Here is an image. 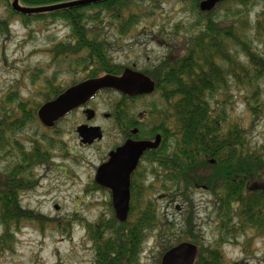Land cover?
<instances>
[{
    "label": "trees",
    "instance_id": "1",
    "mask_svg": "<svg viewBox=\"0 0 264 264\" xmlns=\"http://www.w3.org/2000/svg\"><path fill=\"white\" fill-rule=\"evenodd\" d=\"M5 1L11 17L23 23L45 17L66 22L72 30V39L52 51L54 59L75 60L78 69L93 68L91 74L98 77L104 74L118 76L124 69L115 65L108 55L110 44L103 39L104 18L109 19L117 39L123 40L147 17L140 9L142 3L158 6L164 0H106L37 15L17 13L12 8L14 0ZM74 1L79 0H20V4L39 8ZM182 1L190 3V10L196 14L195 23L190 27L178 26L175 32L166 28L158 31V43L166 48L167 55L154 74L147 69L144 72L157 80L166 114H170L163 120L164 130L168 132L165 139L174 142L171 154L165 152L156 156L168 164V170L172 169L173 172L167 173L168 181L178 183L185 200L188 201L189 194L201 185L211 190L218 199L217 221L222 223L226 233L230 232L233 237L234 230H251L263 238L264 152L253 146L252 134L264 117V57L254 48L251 32L255 31L257 37L264 36V0H227L208 13L200 9L205 0ZM255 1L263 8L251 25L249 15ZM220 12H225L226 17ZM7 30V23L0 21V33ZM236 89L238 97L232 95ZM58 94L54 92V97ZM52 95L44 102H50ZM238 101L244 104L250 122L234 118L232 111ZM19 108L25 114L11 123L6 114L0 115V145L4 141L1 134L6 129L23 128L28 119L32 120L33 115L27 114L24 103ZM47 160L46 150L36 142L14 172L18 173L24 164L27 167L24 166L23 171H26ZM9 179L6 189L0 188V204L18 203L19 184L15 178ZM134 198L135 195L126 223L118 222L111 210L113 218L109 221L101 218L87 226L97 264H137L148 231L160 224L152 206L149 204L145 210L137 211ZM9 223L18 225L20 222L7 209H1L0 224ZM187 224L191 230L189 220ZM4 239L5 243L10 242L8 236ZM249 251L247 245L246 253ZM224 262L218 248L202 247L196 264Z\"/></svg>",
    "mask_w": 264,
    "mask_h": 264
},
{
    "label": "rangeland",
    "instance_id": "2",
    "mask_svg": "<svg viewBox=\"0 0 264 264\" xmlns=\"http://www.w3.org/2000/svg\"><path fill=\"white\" fill-rule=\"evenodd\" d=\"M253 5L249 15L251 25L263 8L257 1ZM140 9L147 17L123 40L117 39L109 19L104 18L103 39L110 44L108 55L115 65L124 69L135 65L137 71L143 72L150 65H159L167 55L166 48L158 43V31L190 27L195 23L196 14L190 10V3L182 0H164L158 6L145 2ZM220 15L226 17L227 14L220 12ZM0 21L8 26L6 32L0 33V115L6 114L10 123L22 118L24 112L19 108L22 103L27 114L33 115L23 128L6 129L1 134L4 141L0 145V188L5 190L11 181L9 178L17 177L14 170L21 165L20 155L24 158V153L30 154L36 142L50 154V163L48 159L27 170L29 174H22L23 188L18 190L15 205L31 210L25 212L31 220L20 221L19 224L28 225L27 228L22 226L14 232L11 229L9 243L2 240L5 230L0 224V264H96L97 255L87 226L101 218H113L114 211L110 193L96 185L94 173L117 140L120 142V137L113 128L99 145L82 149L77 136L72 135L79 117L73 119L71 116L52 129L46 128L38 119L37 113L48 95L53 94L51 98L56 99L54 92L61 93L87 78L75 65V60L54 59L52 51L72 39V30L66 22L45 17L23 23L11 17L5 0H0ZM251 39L254 48L264 57V36L257 37L252 31ZM232 95L238 97L239 91L234 90ZM120 100L116 93L104 92L93 106L102 116L111 113L112 106ZM161 103V99L154 96L136 100L127 107L133 106L135 112ZM232 113L235 119L250 122L242 102L235 104ZM259 122L252 134L253 146L264 152V117ZM146 176L147 185L155 183L149 174ZM156 186L160 189V183ZM161 193L153 190L145 195L151 201L143 203L144 210L149 204L154 206L161 222L148 231L137 264H161L167 249L180 243L196 245L199 253L202 247L218 248L224 264H264V237L259 238L251 230H234L233 237L230 232L226 233L222 223L217 221L218 199L207 186L193 190L188 201L178 192L175 195L177 202L172 199L164 202ZM139 207L137 211H141ZM105 211L108 215L100 217Z\"/></svg>",
    "mask_w": 264,
    "mask_h": 264
},
{
    "label": "flooded vegetation",
    "instance_id": "3",
    "mask_svg": "<svg viewBox=\"0 0 264 264\" xmlns=\"http://www.w3.org/2000/svg\"><path fill=\"white\" fill-rule=\"evenodd\" d=\"M157 66L158 65H150V66H148L147 70L149 72H151L152 74H154V72L157 71V69H156ZM135 68H136V66L133 65L132 68H130V69L135 71V72L142 73L143 75L148 77L150 80H152V82H154L155 90L152 94L128 96V95H125V94L120 93V92L115 91V90L104 89V90L99 91L86 104L76 108L72 112L68 113L65 117L61 118L59 121H57L55 123V125L59 122L65 121L66 119H68L71 116L73 119L79 117L75 120L76 125L73 127L72 135L75 134V136H77V141H78L79 147L82 149H92V148L96 147L109 135L110 131H112L113 128L115 129V131H117V135H116V133L114 135H116L117 137H120V139H119L120 142L117 140L118 143L115 144L114 147L109 150L107 155L99 163V165L96 168V171L94 173L95 180H96V176H97L99 168L102 165L109 162L110 155L114 152H117L119 149L124 147L127 143H129V142H134V143L155 142L160 137V142H159L158 148L146 150L144 152V154L141 156V158H140V160L136 166V169L134 170V172L131 175V182H130L131 202H132L133 195H135L134 203H135L136 209L139 207V205H141L139 207V209L143 210L144 206H145V205H143V203L146 204L147 202L151 201V198H148L147 196L145 197V195L148 192L150 193L153 190H155V191L160 190L162 192L161 195H164V197H165V199L163 200L164 202L165 201L168 202L170 199H172V201L177 202V199H175V195L178 192L182 193V191L181 190L179 191L177 182L168 181L169 174H167V173L173 172V171H172V169L168 170L166 168V167H168V164H166V162L164 160H160L159 156H156V154H159V153L167 152V153L171 154L173 152V143L174 142L171 140L167 141V139H165V135H167L168 132L166 129L164 130V126H163L164 125L163 120L168 118L170 114H166L167 108H165V103L162 100L161 93L157 90V80L153 79L150 75H147L146 73H144L146 69L142 72V71H137ZM92 69L93 68H88L87 70L84 68L80 69V72L81 71L84 72L86 74L87 78L85 80L71 86L70 88L77 86L79 84H82L86 81L99 79V78H102L103 76L108 75V74H104V75H100L98 77H93V75L91 74ZM126 69L127 68L123 69L122 73L120 75H118V77L122 76ZM67 90H63L61 93L56 95L55 98L62 95ZM104 92L116 93L117 95L120 96L121 100L112 106V112L111 113H104L101 116L98 113V111L96 110V108L93 106V102ZM154 96H157L158 98L161 99V102H162L161 105L156 104V105H153L149 109H141V110L135 111V112L133 111V106H131L129 108L127 107V104L133 103L136 100H141V99L150 98V97H154ZM88 111H93L94 113H92V114L87 113ZM89 117H92V119H89ZM84 126L85 127L87 126V127L100 128V130L102 131V134H103V140L101 142H96L93 144L81 143L80 134L78 131H79L80 127H84ZM170 133L172 134V132H170ZM32 149H33V147L31 148V151H32ZM21 154H23V153H21ZM24 154H25V156H28V154H26V153H24ZM70 154H73V153L70 152ZM20 156H21V163L20 164H22L24 162L23 156L22 155H20ZM49 156H50V154L48 153V159H49ZM49 163H50V159H49ZM24 166L27 167L24 164L21 167L20 171H18L17 177L15 178L17 183L19 184L20 189L23 187V183H24L23 179H22V177H23L22 174L24 175L25 173H28L27 170L23 171ZM124 166H126V165H119L120 168H124ZM166 170H168V171H166ZM146 174H149V176H151L153 178V180H155L154 184L147 185ZM116 175L121 176V173H116ZM6 178H8V177H6ZM95 183H96V181H95ZM159 183H160V189H159V187L156 186ZM26 185H28V184H26ZM96 185H98V184L96 183ZM100 188H102V187H100ZM100 190H102V189H100ZM104 190L108 191L107 189H104ZM146 191H147V193H145ZM108 192L111 195V203H112V194L110 191H108ZM165 192H167L168 194ZM178 208L179 207H177V209ZM1 209H4V210L7 209L9 214H13L15 217L18 218L19 222L22 220H23V222H29L31 220L29 217H27L28 215L25 212L29 213L32 211L27 209V208H23V207L21 208L20 205L0 204V210ZM151 209L154 212L156 211V208L154 206ZM13 210H15L17 212L12 213ZM104 215L105 216L108 215L107 211H105L103 214H101L100 217L104 216ZM109 220H110V218L107 217L106 221H109ZM83 221H84V219H83ZM1 225L4 227L6 236H11L10 235L11 229L14 232L17 228H18L17 230H19L20 227H22V226H24L23 228H27V226H28V225L25 226L24 224H21V225L18 224L17 225V223H15V224L9 223L7 225H4V224H1ZM193 229L194 228L192 227V230ZM196 261H197V259H196ZM96 264H97V261H96Z\"/></svg>",
    "mask_w": 264,
    "mask_h": 264
},
{
    "label": "water",
    "instance_id": "4",
    "mask_svg": "<svg viewBox=\"0 0 264 264\" xmlns=\"http://www.w3.org/2000/svg\"><path fill=\"white\" fill-rule=\"evenodd\" d=\"M102 1L106 0H79L48 7L28 8L23 7L20 0H14L12 8L15 12L23 15H37L87 6ZM225 1L227 0H205L200 4V9L204 13L212 12L220 3ZM104 89L115 90L128 96L150 95L155 90V84L142 73L126 69L120 77L107 75L68 89L55 100L45 103L38 112V118L46 128H53L57 121L86 104ZM87 113L92 114L94 112L88 111ZM78 132L81 143L93 144L103 139L100 128L84 126L80 127ZM159 142L160 137L155 142H129L117 152L112 153L109 162L102 165L98 170L95 181L100 187L111 192L116 219L120 223L127 222L130 213L131 175L144 152L157 149ZM119 165L126 166L120 168ZM116 173H121V176H117ZM197 255V246L183 243L165 253L162 264H195Z\"/></svg>",
    "mask_w": 264,
    "mask_h": 264
}]
</instances>
